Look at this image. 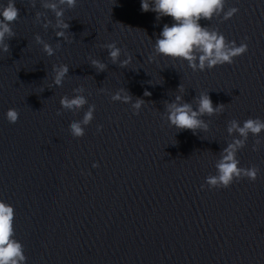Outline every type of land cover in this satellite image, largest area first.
Segmentation results:
<instances>
[{
  "label": "clouds",
  "instance_id": "1",
  "mask_svg": "<svg viewBox=\"0 0 264 264\" xmlns=\"http://www.w3.org/2000/svg\"><path fill=\"white\" fill-rule=\"evenodd\" d=\"M226 0H141V10L143 12H155L157 20L162 17H170L172 24H164L159 36L155 39L153 45V54L149 56V61L156 57H164L173 61L187 62V65L193 72L210 70L214 67L224 64H232L234 58L245 54L248 51L246 43H240L237 46L235 41H228L226 37L218 30L203 26L201 20H211L213 17L220 16L223 13L225 20L233 17L238 9L233 7L224 11ZM77 4V0H42V7L51 10L55 16L56 37L65 38L66 30L69 24L63 20L64 7L71 9ZM32 6L35 7V0H32ZM19 9L16 7L15 0H7L6 5H0V49L5 53L9 52L10 46L6 39L15 36L11 25L19 19ZM39 18V13H37ZM44 24V28H48ZM35 41L43 46V51L48 55H54L55 49L47 42L42 40L40 35L35 36ZM108 50V56L113 64L119 63L120 67H126L132 57L129 55L126 59L120 60L122 50L116 43L104 45ZM91 66L98 72H103L107 65L100 60L91 59ZM54 73L53 83L55 86H62L63 81L69 73V67L66 64L53 65ZM179 93L171 102L165 101L164 118L171 126L179 131L190 130L194 135L200 131H208L209 124L202 118L204 116H214L224 111V104L213 103L208 93H200L194 97L196 105L193 108L192 102H186L183 98L184 89L180 85L177 89ZM83 87L73 89L75 93L71 98L67 95L61 97L60 105L64 110L79 111L88 101L82 94ZM148 91L144 96H150ZM112 101L130 103L135 114L145 104L142 98H136L133 102V96L126 90L120 89L114 95H111ZM95 105H89L87 111L81 120L70 123L69 128L73 137H82L85 134V127L94 118ZM57 115H60L58 111ZM6 117L10 123H16L19 113L14 108L8 109ZM264 131V120L260 118H248L241 126L240 122L233 119L229 122L227 132L229 135L238 134L231 143H228L220 152V158L215 164L216 174L209 175L206 178V186L210 189L229 188L234 181L247 178L255 181L259 169L256 166L248 168L240 167V161L237 158L239 150L246 145L249 135L259 136ZM256 145L260 140L255 141ZM253 150H257L255 145ZM94 164L93 167H98ZM205 185H201L203 189ZM15 211L12 205L0 200V264H25L26 256L21 242L15 239L14 229Z\"/></svg>",
  "mask_w": 264,
  "mask_h": 264
}]
</instances>
